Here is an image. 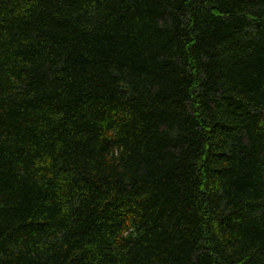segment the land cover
<instances>
[{"label":"trees","instance_id":"16d2710c","mask_svg":"<svg viewBox=\"0 0 264 264\" xmlns=\"http://www.w3.org/2000/svg\"><path fill=\"white\" fill-rule=\"evenodd\" d=\"M0 264H264V0H0Z\"/></svg>","mask_w":264,"mask_h":264}]
</instances>
